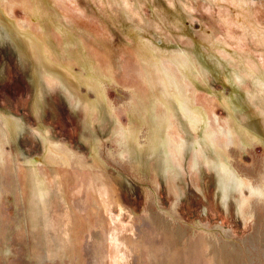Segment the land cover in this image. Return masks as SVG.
Returning <instances> with one entry per match:
<instances>
[{
	"label": "rangeland",
	"instance_id": "obj_1",
	"mask_svg": "<svg viewBox=\"0 0 264 264\" xmlns=\"http://www.w3.org/2000/svg\"><path fill=\"white\" fill-rule=\"evenodd\" d=\"M187 2L191 7L190 16L188 15L181 22L183 24L176 29L178 31L169 24L162 23L151 4L154 3L161 10L169 8V6L171 8L173 6V10L175 7L181 10V3ZM68 5L73 13L82 10L85 20H81V24L89 22L87 19L90 18L98 27L94 32L85 25L79 30L80 33L86 35L88 42L95 48L100 46L97 41L103 32L101 31L102 25L109 26L110 35L104 37L114 51L115 56L111 59V64L114 63L116 69L119 65L120 52L118 49L130 42L131 29L139 28L146 31L156 45L162 47L164 56H173L175 51V54L188 51L197 55L207 79V88L213 89L216 95L224 93L225 96H228L232 93L233 84L225 81L224 76L233 68H219L216 65V54L223 50L219 49L217 45L214 47L208 45V47L202 43L205 34L209 32L226 42L228 32L230 30L233 32L236 29L235 25H230L226 21V18L229 21L232 20L231 18L235 20V4L232 1L70 0ZM250 5L254 8L261 6L264 11V0H250ZM258 14L261 13L258 12ZM17 16L18 18L25 16L19 7ZM255 19V21H259L260 18L256 16ZM234 20L231 21V24H234ZM262 20L264 21L261 18L259 22ZM9 23L8 19L3 17L0 9V112L12 114V117L16 116L14 119H17L18 123L15 129V139L12 140L14 143L5 144L8 151L11 148H16L13 153L14 157L7 160L6 166L0 167V180L4 178V169L9 167L11 171L18 173L20 182L26 181L24 176H27L26 170L29 167L17 170V168H12L11 164L14 161L17 164L22 163L21 160L25 158L23 153L29 155L27 158H31V153L43 152L44 141L41 140V135L39 136L37 130L49 131L53 139L61 140L64 145L72 147L87 162L93 160L91 152L95 143L93 145L91 143L94 139H98L102 151L104 150L103 159L107 169L111 177L117 181V189L124 196L122 199L124 205L120 209L118 205H113L107 215H105L104 208L101 207L95 214V208L90 206L92 199H68L70 189L65 187L64 192H60V196L63 198L61 200H65L66 204L76 212L75 225H72V215L63 217L55 214L53 217L47 218L46 214L50 209L45 205L47 203L41 202V199H0V264H51L46 260L43 262L46 257L61 261V263L55 264H264L259 251L264 248V204L258 206L257 218L246 225L240 213V206L245 200L244 198L248 197V190L241 192L232 188L226 205L217 171L202 165V169L199 171V184L193 183L188 171L190 157L187 154L185 170L182 171L177 183L180 188L178 216L181 221V229L174 227L173 230H167L149 211V202L153 199H146L147 193L150 195L154 192V194L156 193V199L153 200L156 203H153L154 208L172 209L176 196L174 193H170L165 168L162 170L163 167H160L156 159L151 166L150 162L143 161L144 159L140 156L139 162L143 161L145 167L142 171L140 169L141 174H139L136 171L127 170L114 157H110L107 152L116 148V119L108 113L102 104L99 109L100 114L98 112L93 118L92 128H90L89 121L85 116V97L82 96L89 94L90 98L95 99L96 93L93 90L89 92L85 84H82L79 89L75 85L70 87V90L76 93L73 96L68 93L65 87L60 86L55 90L47 88L44 75L49 70L57 73L59 67L46 61L44 66H40L39 58H36L35 55L42 53V46H40L41 48L37 46L35 51L32 50L33 48L28 45L24 34L17 33ZM91 32L93 37L90 36ZM242 32H240L241 36H245L247 40L252 37V34ZM59 38V43L67 42L69 47L76 43L73 36L68 38L59 36ZM245 38L243 37V39ZM253 39L251 38V40ZM249 42L252 46L248 45L249 48L247 47L241 52L250 64L259 69L248 73L247 79H244V85L241 86L245 91L238 92L239 100L244 106L238 110V113L247 132L244 133L240 130L239 135L245 138L246 147L242 150V154L238 155V159H235L234 168L237 169V175L245 176L247 179L251 178L253 182L259 183L258 171L264 159V107H261L260 103L252 96L255 88L252 75H256L259 70H264V45H257L250 39ZM228 44L237 50L235 44ZM132 45L137 47V43H132ZM136 47H134L135 51ZM135 51L131 53L134 56H130L132 61L137 58ZM62 58L65 61L68 59V55L64 54ZM229 61L230 65H233V62ZM81 66L80 63L75 64L76 71L81 73L86 71ZM120 69L122 68L118 67L117 75L119 74V77L124 75L123 70ZM107 89L109 96L120 106L121 96L117 93V88L109 86ZM38 93L42 94V97H39ZM35 104L40 106L38 113L35 111ZM219 111L222 116L228 115L227 110L222 107L219 108ZM127 115L125 110L120 112L121 120L125 125L129 121ZM93 135L95 138L92 139L90 136ZM132 153V156L128 158L134 163L136 162L134 160L138 159L139 153ZM47 162L53 163L52 160ZM54 164H57L54 172H59L60 179H66L71 174L70 178L64 182L74 180L72 170L75 165L71 167L61 162ZM76 169L80 174V185L84 184L86 187L87 180L89 183L93 182L87 172L81 171L85 168L76 167ZM37 171L45 179L53 172L47 171V174H44L39 170V167ZM85 174L88 176H84ZM156 180L160 182L158 193L153 189V183ZM25 189L28 190L26 187ZM1 191L0 187V194ZM81 192L84 194L82 198L89 196V194L87 196V191ZM74 200L76 202L73 204ZM32 213L36 218H33ZM94 214L96 217L93 216ZM203 224L208 225L209 231L215 232L218 237L224 230H231L232 236L228 239L227 237H223V239L221 236L220 242L228 240L227 244H238L242 252L232 251L231 248L228 249L229 247L222 249L221 245V251L215 249L216 252L213 253L204 238L207 235L203 236L201 233ZM31 227H37V231L30 229ZM50 231L54 233H50ZM62 231H69L72 240L71 251L68 247L59 253L60 257L52 258L51 255L57 253V249L52 247L53 240L57 236L55 233L58 234ZM178 231L187 232V234L181 235ZM109 234L113 236H109Z\"/></svg>",
	"mask_w": 264,
	"mask_h": 264
},
{
	"label": "bare ground",
	"instance_id": "obj_2",
	"mask_svg": "<svg viewBox=\"0 0 264 264\" xmlns=\"http://www.w3.org/2000/svg\"><path fill=\"white\" fill-rule=\"evenodd\" d=\"M69 1L0 0V9L3 17H6L10 22L11 28L16 30L17 33L24 34L28 45L33 48L32 50L36 49L37 46H42V53L40 54L42 56L34 53L36 58H39L40 66H44L46 61L59 67L57 73L49 70L44 75L47 88L55 90L60 86L65 87L68 93L73 96L76 93L70 90V87L75 85L79 89L82 84H85L89 92L93 90L96 93L95 99L90 98L89 94L82 96L85 97V116L86 120L89 121L90 128H92L91 122L101 109L102 104L108 113L116 119V148L107 152L110 157H114L127 170H133L139 174H141L140 169L142 171L145 167L143 161L150 162V165L153 166V161L156 159L160 167H163L161 169L164 170L165 168L170 193H174L176 199L173 202L172 209L161 210L153 207L156 204L153 201L156 199V193L146 194V199H153L152 204L149 202V211L156 216L157 221L161 222L167 230H173L174 227L181 229V221L178 216L180 188L177 183L182 171L185 170L187 154L190 157L188 171L193 183L197 182L199 184V171H201L202 165L217 171L220 177L219 185L222 188L226 205L232 188L241 192L247 189L249 195L244 198L245 200L240 206V213L246 225L255 220L258 215V206L264 204V159L258 171L259 183L253 182L251 178L247 179L245 176L237 175L234 162L246 147L245 138L239 135L240 130L244 133L247 132L238 113L239 109L244 108L239 100L238 92L244 90V87L241 88V86L244 85V79H247L248 73L259 69L257 66L250 64L243 57L241 51L251 45L249 39L257 45H264V23H262L264 21L259 22L261 18L264 19L263 8L261 9V6L250 7V0H230L235 4V20L231 18L234 20V24H231L232 20L229 21L228 18H226V21L230 25H235L236 29L233 32L231 30L228 32L226 42L216 38L212 32L205 34L202 42L204 45L213 47L217 45L219 49L223 50V52L218 51L216 54L217 67L233 68L224 76L225 81L233 84L232 93L225 96L224 93L216 95L213 89L207 88V79L204 76L203 67L197 55L188 51L175 54V51L173 56H164L162 47L156 45L154 40L147 35V32L139 28H132L130 42L118 49L120 52L118 67L122 68L120 70H123L125 75L119 77V74L117 75L119 72L118 67L116 69L114 63L111 64V59L115 56L114 51L111 44L104 37L110 35L109 26L107 24L102 25L101 31L104 33L101 32V35H99L97 43L100 46L95 48L88 42L86 35L80 33L79 30L83 25L88 26L89 30H93V32L98 27L90 18L87 19L89 22L81 24L80 21L85 20V15H83L82 10L75 13L70 11ZM173 3L175 2L173 1ZM151 4L159 20L166 25L169 24L175 30L181 27L180 25L183 24L181 22L188 17L191 9L188 2L181 3V10L176 7L173 10V6L171 8L169 5V8L161 10L154 3ZM18 7L22 9L25 15L22 18L17 16ZM258 12L261 14L259 15ZM256 16L260 18L259 21H255ZM242 31L249 33V35L252 34L251 38L254 39L251 40L248 36V40L245 36L243 37L246 40L243 39L240 33ZM59 36L62 38L73 36L76 43L72 44L71 47L68 46L67 42L59 43ZM90 36H94L92 32ZM132 43H137V47ZM228 43L235 44L237 50ZM134 47H136V51ZM133 50L137 57L135 61L130 59ZM200 53H202L201 50ZM64 54L68 55V59L65 61L62 58ZM201 58L205 60L203 57ZM229 60L233 62V65H230ZM77 63H80L86 71H82V73L76 71L75 64ZM252 81L255 84L252 96L260 103L261 107H264V70H259L256 75H252ZM109 86L117 88L118 92H116L121 96L120 106L117 104L118 102L115 103L109 96L107 89ZM39 97H42V94H39ZM39 107L35 104L37 113ZM221 107L227 110V116L220 115L219 108ZM122 110L128 113L129 121L127 125L121 120L120 112ZM11 115L0 112V167L6 166L7 160L9 161L11 157H14L13 153L16 149L11 148L8 151L7 146H5V144H12V140L16 136L15 129L18 123L17 119H14L16 116L13 115L15 117H12ZM41 133L47 140L44 155L22 160L23 162L20 164L14 161L11 166L14 169L17 168V170L22 167L30 168L26 170L27 176L24 177L30 180L33 185L32 188H37V193L42 196L41 202L47 203L45 205L50 209L46 214L47 218H51L55 214L63 217L72 215V225H75L76 221V212L66 204V201L61 200L63 198L54 197L57 190L55 181L59 172L53 171L45 179L37 171L39 165L48 160L53 161L50 164L61 162L67 166L72 167L77 164L81 169L85 168L81 171L83 173L87 172L93 182H90L87 188L84 184L80 185V190L88 192L87 196L88 194L89 196L83 199L93 200L90 206L95 208V214L98 213L101 207L104 208L105 215H107L113 205H118L119 209L124 205L122 201L124 199L123 194L117 189V181L111 177L107 169L103 159L104 150L102 151L98 139H94L91 143L92 145L95 143L91 152L93 160L87 162L72 147L64 145L63 141L53 140L49 131L44 130ZM90 137L95 138L94 135ZM190 139L192 140L190 141ZM45 147L43 148L45 149ZM132 152L139 153L138 159L134 160L136 161L134 163L129 159L133 154ZM140 156L144 159L142 162H139ZM70 176L71 174L67 178H70ZM153 184L154 191L158 193L160 182L156 180ZM47 185H54V187L45 188L44 186ZM95 214L94 217H96ZM32 216L36 218L33 213ZM207 226L201 225V233L203 236L207 235L204 238H206L213 253L216 252L215 249L220 250L221 245L222 249L229 247L228 249L231 248L232 251L242 252L238 244H227L228 240L220 242L221 236L222 238L227 237V239L232 236L231 230H224L222 235L218 237L215 232L209 231ZM36 228L31 227L30 229L37 231ZM50 233L54 232L50 231ZM179 233L181 235L187 234V232ZM55 235L57 236L53 240L52 247L57 249V253L51 255L52 258L60 257L59 253L68 247L71 251L72 245L69 231H62L58 234L55 233ZM109 236L113 235L109 234ZM259 251L261 260H264V248Z\"/></svg>",
	"mask_w": 264,
	"mask_h": 264
},
{
	"label": "crops",
	"instance_id": "obj_3",
	"mask_svg": "<svg viewBox=\"0 0 264 264\" xmlns=\"http://www.w3.org/2000/svg\"><path fill=\"white\" fill-rule=\"evenodd\" d=\"M40 131V130H39ZM38 132L39 136L41 137V140L44 141V147L45 149L43 150L42 153H29L31 156V158L34 157H40V156H43L45 151H46V148H47V140H46V137L43 135V133L41 132ZM23 135V133H21ZM50 134V137L52 138V135L51 133ZM21 135V136H22ZM53 139V138H52ZM55 140V139H53ZM55 141H58V140H55ZM33 151V150H32ZM31 151V152H32ZM25 158L22 159V160H25V159H29L27 158V156H29L28 154H25ZM19 160H21V158H19ZM21 160V161H22ZM47 161H44L42 165H39V170L44 173V174H47L46 172L47 171H55V169L57 168V164H50V163H45ZM76 167H79L78 165H75L74 169L72 170V175L74 178V180H70L69 182H64L66 179H60L59 177L56 178V181H55V188L57 189L55 191V195L54 197L55 198H62L60 196V192H64V188L66 187V189H70V192H69V198L68 199H83V193L81 192L80 190V178H79V173H78V170L76 169ZM7 169H4V173H3V179L0 180V187H1V194H0V199H42V196L39 195L37 193V188H32L33 185L31 184L30 180L29 179H26V181H23L20 182V179H18V173L15 172V171H11L9 169V167H6ZM7 177V178H6ZM64 182V183H63ZM30 184V185H29ZM35 186H38L37 184H34ZM89 185V182L88 180L86 181V187ZM28 188L27 189H25ZM42 187V185H41ZM45 188H48V187H54V185H47V186H44ZM120 188H122V186H120ZM36 194V195H35ZM71 194V195H70ZM47 197H48V194H47ZM124 198V196H123ZM46 199H49V198H46ZM73 201V204L76 202V201ZM84 218V217H83ZM43 260V259H42ZM41 260V261H42ZM49 261L51 264H55V263H61V261L59 260H53L51 259L50 257H46L44 261ZM39 261V262H41Z\"/></svg>",
	"mask_w": 264,
	"mask_h": 264
}]
</instances>
